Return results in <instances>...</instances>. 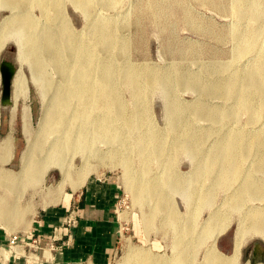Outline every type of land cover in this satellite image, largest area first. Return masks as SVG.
I'll use <instances>...</instances> for the list:
<instances>
[{
	"label": "rangeland",
	"instance_id": "obj_1",
	"mask_svg": "<svg viewBox=\"0 0 264 264\" xmlns=\"http://www.w3.org/2000/svg\"><path fill=\"white\" fill-rule=\"evenodd\" d=\"M234 1L116 0V5L110 8L104 6L103 3H96L90 17H87L71 1H66L60 18L57 15L58 22L62 18H66L73 31L78 33L85 32L89 28L91 18H94L98 24L107 21L109 24L114 25L121 41L126 45L127 49L123 60L126 64L146 70H155L154 72L157 75L160 74L159 77L169 75L174 79L182 76H185V78H199L202 86H205V91L197 87L192 89L179 86L171 93L173 95L169 96L166 92H163L165 91L164 88L161 90L159 89L160 85H157L153 89H147L149 92L146 91L147 97L140 96L136 101L135 91L128 85L121 86L123 99L128 105L127 114H131L139 107V110L144 112L145 117L142 119L143 122L140 128L137 127L138 129L136 128L132 132V143L130 148L128 146L129 149L126 145L124 147L119 145L118 147L117 144L109 146L101 144L100 146L102 150L122 149L124 157L130 158V163L127 166L119 156L114 155L104 161L101 159L104 152L100 151L96 156L91 154V161L88 163L89 169L85 176L86 180L90 177L103 179L112 177L121 189V196L116 209L120 225V237L112 264H126L123 259L126 260L129 249L150 255L155 259L167 261L174 259L173 255L181 250L182 246L177 248L176 241L179 240V236L174 224L167 221V217L158 208L156 201L152 198H135L131 184H135V180L140 181L141 172L145 166H147L148 172L151 173H149L151 178H166L168 174H178L179 177L186 180L194 179L195 183L189 189L191 193L199 187L201 188V197L205 201L200 200L198 204L194 205L189 203L190 194L188 192L183 194L169 191L172 198V208L175 209L177 214L181 215L182 221L190 220L195 226L193 239H196L198 244H196L197 248H193V251H191L190 264H206L211 251H215L225 258L229 264H252V248L256 243H259L263 256L262 262H264V242L258 237L253 238L249 235H246L247 237L245 236L246 238L243 239L239 258L233 259L235 243L238 240L237 231L240 227L241 212L233 203L229 205L224 203L225 206L223 205L226 198L235 197L232 187L229 189L230 185L226 182L217 183L215 180L212 183L208 175L203 177L200 176L199 172H195L196 164H198L203 152H208L207 148L212 145L209 154L210 156L216 154L219 145V141L216 140H219L221 134L228 128L232 129L231 134L234 136L238 135V132H246L249 129L253 131L252 136L259 132L262 138L258 147L264 151V106L260 94L256 93L252 96L253 104L256 106L257 103L259 106L258 112H253L246 108L244 100H235V98L227 97L223 92L216 94L207 89L208 86L211 88L220 82L228 84L229 81L225 80L234 76L240 82L245 77L248 68L261 63L256 55L260 53L259 51L264 50V21H256L252 16L247 15L238 17L232 9L236 4ZM254 1L257 0H245V4L248 7ZM144 10L149 11V13ZM31 12L40 27L52 24L37 6H32ZM17 13H20V11ZM145 13L152 17L149 18ZM11 14L10 9L1 7L0 24L5 19L10 18ZM51 15L53 16L54 13H51ZM158 21L160 22L158 23ZM58 22L54 23L53 26L59 25ZM244 29L259 30L258 41L251 49V54L237 58L235 53L241 41L239 37L238 39L234 37V33ZM20 55L18 40L15 37L7 38L0 50V62L2 59H6L16 65V78L23 85L25 98L20 97L17 104L12 95V104L5 108L1 106L3 86L0 71V172L4 174H13L14 164L18 165L16 172L20 171L21 160L30 144L27 140L29 137L24 132V109H30L32 114L31 140H33V136L39 130V122L43 117L46 104V100H43V93L41 95L43 90L40 82H35L32 76V67H29L28 61L23 60ZM212 69L215 71L213 72ZM49 72L52 76H56L52 68H49ZM175 74L178 76H174ZM238 74L240 77H238ZM225 86L223 85V87ZM241 89L240 92L242 93ZM172 102H176V108L180 111L179 115L193 125L192 132L194 131L200 136L205 133L204 136L202 135V139L195 144V153L183 149L175 150L176 144L174 143L176 140L166 139L174 133L170 124L172 115L169 116V107L173 105ZM199 103H206L207 108L205 110L209 108V110L221 109V112H228L229 115L225 118H219L218 114L216 116L201 115L194 108ZM147 130L149 132L153 130L152 132L156 134L160 133L159 137L168 142V149L158 159L151 154L149 145H145V152L139 151V138L148 133ZM248 148L250 150L243 161L245 166L253 162L256 164L260 158V154L255 151V141ZM148 155L151 158L146 163L145 157H149ZM73 164L80 168L82 166L81 156L77 155L73 160ZM165 168L170 170H165ZM256 175L258 182L261 186H264V171H258ZM62 180L60 171L53 166L47 170L44 176L38 177L34 181L35 183L28 188L20 185L18 191L15 189L10 191L0 186V198L17 199L20 206L25 207L27 212L23 222L15 225V230L11 234L26 228L43 209L58 205L63 196L73 194L74 191L79 190L67 184L62 188V194L58 201L51 203L48 192L50 189L57 188ZM23 182L28 183V180L25 179ZM210 192L213 195L211 201L208 198L211 197ZM152 203H155V205ZM256 205L264 206V202L249 201L245 209ZM219 211L226 213V221L213 223L212 225L216 229L213 230L212 234L202 239L199 232L207 225L209 216Z\"/></svg>",
	"mask_w": 264,
	"mask_h": 264
},
{
	"label": "bare ground",
	"instance_id": "obj_2",
	"mask_svg": "<svg viewBox=\"0 0 264 264\" xmlns=\"http://www.w3.org/2000/svg\"><path fill=\"white\" fill-rule=\"evenodd\" d=\"M66 1H71L87 17L92 15L96 3H103L108 8L116 5V0H0V8H8L12 11L11 17L0 24V50L7 38L15 37L18 40L20 56L23 60L28 61L29 67H32L33 79L37 83L40 82L43 90L41 95L43 93V100H46L44 114L39 122V130L33 136V140H31L32 114L30 109H24V132L29 137L27 140L30 144L21 160L22 165L19 172H16L17 164L13 165V174L0 172V186L10 191L14 189L18 191L20 185L28 188L35 183L34 181L38 177L44 176L47 170L54 166L60 171L63 180L57 188L49 190L48 197L51 203L58 201L65 185L70 184L75 189H80L84 185L91 154L96 156L98 152L102 151L104 152L101 157L102 160L105 161L114 155L119 156L125 165H129L130 158L124 157L122 149L102 150L100 146L101 144L104 146L117 144L118 147L119 145L123 147L126 145L127 148L128 146L130 148L132 132L137 127L140 128L142 119L145 117L144 112H141L139 107L131 114H127L128 105L123 99L121 86L128 85L135 91V101L140 96L147 97V89H153L157 85H160L159 89L161 90L164 88L165 91L163 92L169 96L173 95L171 93L179 86L192 89L197 87L205 91V86H202L199 78L182 76L174 79L169 75L159 77L160 74L157 75L155 70L149 68L146 70L126 64L123 61L127 49L126 45L121 41L114 25L107 21L98 24L94 18H91L89 28L80 33L73 31L66 18H62L58 22L57 15L60 18ZM235 1L236 4L232 9L238 17L247 15L252 16L256 21H264V0L254 1L248 7L245 0ZM32 6H37L52 24L40 27L31 12ZM19 11L20 13H17ZM147 12L149 13V11ZM51 13L54 15L52 16ZM150 16L148 17L150 18ZM56 22L59 25L53 26ZM244 30L234 33V37L237 39L239 37L241 41L235 53L237 58L249 54L258 41L259 30ZM259 52L256 56L261 60L259 61L261 63L248 68L242 81H237L234 76L225 80L229 81L228 84L220 82L211 88L208 86L207 89L216 94L223 92L227 97L235 98V100H244L246 108L258 112L259 106L257 103L256 106L253 104L252 96L259 93L264 106V50ZM49 68H52L56 74L55 77L51 75ZM239 74L238 77H240ZM179 75L181 74L179 73ZM17 79L15 74L12 88L15 103L20 97L25 98L23 85ZM223 85L226 86L223 87ZM147 93L149 92L147 91ZM172 104L169 107V116L172 115L170 117L172 126H170L174 133L166 139L176 140L174 143L176 144L175 150L183 149L195 153V144L202 139L205 133L200 136L194 131L192 132L193 125L179 115L180 111L176 108V102H172ZM205 105L206 103H199L194 108L201 115L216 116L218 114L219 118H225L229 115L228 112H221V109L209 110V108L205 110L207 108ZM149 129L151 130L150 127ZM152 131L147 130L148 133L139 138V151L145 152V145H149L151 154L158 159V157L163 156L169 146L166 140L159 137L160 133L156 134ZM231 131L232 129L228 128L221 134L220 139L216 140L219 141V145L215 155L210 156L209 154L212 145L206 149L208 152H203L198 164H196L195 172H199L200 176L203 177L208 175L212 183L216 180L217 183H229V189L232 187L235 197L226 198L223 205L233 203L241 212L240 227L237 231L238 240L235 243L233 256V259L236 260L239 258L240 248L243 239L247 237L246 235L253 238L258 237L264 242V206L256 205L245 209L249 201L264 202V186L258 182L256 175L258 171H264V151L258 147L262 138L259 132L252 136L253 131L249 129L246 132H238V135L234 136ZM253 141H255V151L260 154V158L256 164L253 162L245 166L243 161L250 150L248 147ZM77 155L81 156L82 160L80 168L73 164ZM148 156L145 157L146 163L151 158L150 155ZM165 170L170 169L165 168ZM149 173L147 166H145L141 172L140 181L135 180V184H131L135 198H152L156 201V205L165 214L167 221L174 224L176 228L179 236V240L176 241L177 248L182 247L176 255L174 254L176 257L173 255L174 259L169 261L155 259L132 249L128 250L126 260L123 259V261L126 264H190L191 251L193 248H197L196 244H198L196 239H193L195 226L190 220L182 221L181 215L172 208V198L169 191L183 194L188 192L190 194L189 203L194 205L198 204L200 200L205 201L201 197V188L199 187L191 193L189 189L190 186L194 185V179L186 180L179 177L178 174H168L166 178H151ZM25 179L28 180V183L23 182ZM210 196L208 197L209 201L213 195ZM155 203L152 204L155 205ZM26 215L25 207H21L17 199L0 198V227L8 233H12L15 230V225L23 222ZM225 215L226 213L219 211L209 216L207 225L199 232L202 239L203 237L205 239V236H209L216 229L212 225L213 223L226 221L227 215ZM197 240L199 241V239ZM206 264L229 263L218 253L211 251ZM255 264H264V262Z\"/></svg>",
	"mask_w": 264,
	"mask_h": 264
},
{
	"label": "crops",
	"instance_id": "obj_3",
	"mask_svg": "<svg viewBox=\"0 0 264 264\" xmlns=\"http://www.w3.org/2000/svg\"><path fill=\"white\" fill-rule=\"evenodd\" d=\"M120 196L112 177L88 178L26 228L15 234L0 228V264H112L120 237ZM15 235L19 243L11 245ZM51 243L58 248L52 250Z\"/></svg>",
	"mask_w": 264,
	"mask_h": 264
},
{
	"label": "water",
	"instance_id": "obj_4",
	"mask_svg": "<svg viewBox=\"0 0 264 264\" xmlns=\"http://www.w3.org/2000/svg\"><path fill=\"white\" fill-rule=\"evenodd\" d=\"M0 71L2 77V86H3L1 106L5 108L12 104L13 79L15 77L17 67L13 62L6 59H2L0 62ZM251 263L252 264L257 263L256 258H253L251 260Z\"/></svg>",
	"mask_w": 264,
	"mask_h": 264
},
{
	"label": "flooded vegetation",
	"instance_id": "obj_5",
	"mask_svg": "<svg viewBox=\"0 0 264 264\" xmlns=\"http://www.w3.org/2000/svg\"><path fill=\"white\" fill-rule=\"evenodd\" d=\"M252 259L256 258L257 262H262L263 261V256L261 253V248L259 246V244H255L252 248Z\"/></svg>",
	"mask_w": 264,
	"mask_h": 264
},
{
	"label": "built area",
	"instance_id": "obj_6",
	"mask_svg": "<svg viewBox=\"0 0 264 264\" xmlns=\"http://www.w3.org/2000/svg\"><path fill=\"white\" fill-rule=\"evenodd\" d=\"M73 214H74V212H73ZM73 214H71V219H73L74 217H73ZM11 245H17L18 243H19V237L18 236H13L12 237V239H11ZM50 248L52 249V250H56L57 248H58V245L57 244H55V243H51L50 244Z\"/></svg>",
	"mask_w": 264,
	"mask_h": 264
}]
</instances>
